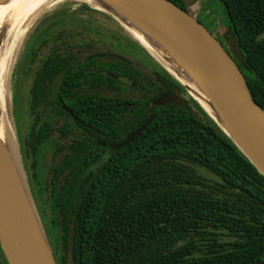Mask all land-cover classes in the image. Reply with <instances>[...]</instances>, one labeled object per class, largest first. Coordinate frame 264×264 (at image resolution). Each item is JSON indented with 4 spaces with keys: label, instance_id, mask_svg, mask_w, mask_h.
Listing matches in <instances>:
<instances>
[{
    "label": "trees",
    "instance_id": "trees-1",
    "mask_svg": "<svg viewBox=\"0 0 264 264\" xmlns=\"http://www.w3.org/2000/svg\"><path fill=\"white\" fill-rule=\"evenodd\" d=\"M170 1L186 10L184 0ZM219 2L245 59L239 66L264 109V0ZM93 10L89 8L104 15ZM72 16L62 8L42 25L47 31L41 34V45L52 41L54 29L64 28L35 73L30 90L34 115L52 107L46 81H54L60 72L53 59L71 42L63 41V35ZM79 23L74 26L93 32L89 19ZM96 32L100 42L106 41L103 32ZM72 39L86 43L87 37ZM109 39L119 52L128 49L118 38L119 44ZM36 53L35 44L26 51L27 72ZM156 76L168 91L182 94L185 105L156 110L142 133L120 149H94L83 123L122 141L152 116H75L72 141L66 138L70 126L56 128L54 117L32 116L26 146L36 173L29 185L58 264H264V176L203 108L187 98L184 86L162 67ZM91 113L101 111L92 108ZM48 152L46 180L37 170ZM45 189L49 194L40 204L37 195L44 196ZM43 204L49 205L48 216Z\"/></svg>",
    "mask_w": 264,
    "mask_h": 264
},
{
    "label": "water",
    "instance_id": "water-1",
    "mask_svg": "<svg viewBox=\"0 0 264 264\" xmlns=\"http://www.w3.org/2000/svg\"><path fill=\"white\" fill-rule=\"evenodd\" d=\"M89 1L91 2H82L113 18L126 30L134 28L141 32L152 46L166 55L169 62L165 61L169 65L174 64L191 83L199 87L210 99L214 114L208 112L193 96L189 86L180 83L169 72L155 52L131 35L158 64L184 86L190 97L264 176V109L255 101L247 78L239 66L245 64V59L238 39L231 32L224 35L227 44L225 47L217 34H212L194 15L170 0ZM9 2L10 0H0V5ZM217 2L220 4L219 0ZM184 3L187 8H194L197 4L190 3L189 0H184ZM199 3L197 6H200ZM10 78V116L11 122L13 119V131L14 91ZM185 101L183 96L168 93L162 95L156 103L163 108L167 104L185 105ZM154 116L142 127L131 132L123 142H102L96 148L116 150L127 146L142 133ZM16 147L18 159L9 144L0 137L2 251L8 264H58L33 198L17 143Z\"/></svg>",
    "mask_w": 264,
    "mask_h": 264
},
{
    "label": "flooded vegetation",
    "instance_id": "flooded-vegetation-1",
    "mask_svg": "<svg viewBox=\"0 0 264 264\" xmlns=\"http://www.w3.org/2000/svg\"><path fill=\"white\" fill-rule=\"evenodd\" d=\"M216 36L227 47L225 37L219 33ZM111 37L119 44L118 37L128 49L119 52L112 46L109 51L98 52L93 49L95 43V46L89 42L76 45L70 36L68 48L57 50L54 55V67L60 72L55 74L54 81H46L52 107L45 113L41 110L38 115L30 111L28 116H52L56 128L70 126L71 131L66 138L72 141L74 124L78 122L75 116H112L113 113L114 116H154L156 110L163 111L171 105L161 108L156 103L162 95L171 93L182 96L178 92L168 91L160 82L156 76V70L160 67L144 48L138 47L135 41L126 36L116 34V37ZM92 108H98L101 113H91ZM89 125L83 123L89 135L87 141L94 149H98L96 146L102 142L118 144L126 139L118 141L114 137L108 138L100 131H93ZM54 133L55 136L59 134L58 131ZM60 141L65 143L64 139ZM59 149L62 154L64 147ZM0 264H8L1 246Z\"/></svg>",
    "mask_w": 264,
    "mask_h": 264
},
{
    "label": "rangeland",
    "instance_id": "rangeland-1",
    "mask_svg": "<svg viewBox=\"0 0 264 264\" xmlns=\"http://www.w3.org/2000/svg\"><path fill=\"white\" fill-rule=\"evenodd\" d=\"M198 1L199 0H189L190 3L192 2L197 3ZM199 4L200 6H197L198 4H195L194 8L186 7V10L190 14L194 15L200 21V23H202L212 34L219 33V35H223L224 37V35L229 32V29H227L226 26L223 9L220 6V4L217 2V0H201ZM62 8H67L68 10L71 11L72 14L74 13L73 16L69 18L67 21V26L65 27L67 33L63 35L64 37L63 41H67L68 39H70V36L72 37L83 34L87 37V39L85 40L86 42L90 43V41H92L93 43H95L96 48L93 47V49L95 51L97 50L98 52L109 51L110 50L109 48L113 46L112 43H114L109 38H111V36L116 37V34L120 36H126L131 40L137 42L131 36V34L123 26L118 24V22H116L113 18L101 15L100 13L92 14L89 11V8L97 10L93 6H89L87 3L79 0H65L59 2L50 11H47L40 18H38L34 22L32 28L30 29L26 37L23 36L24 34L19 36V38L17 37L15 42H13V47H10L9 42H6L5 46L4 43L0 46V49H3L4 51L3 53V60H5L4 73L5 72L8 73L7 71L9 69H11L10 70L11 73L12 72L11 66L13 64V72L10 74L11 75L10 84L13 85L12 91H14V96H15V102H14L15 125L13 124V131H14V138L16 139V143L20 151V155H22V161L25 165L24 167L26 170V176L28 178V181L29 179L33 178L34 173H36L35 171H33L31 167V165L34 162L31 149H29V147L26 146V139L31 135L30 127L33 123L32 116H28L30 112V100H31L30 90L33 84V79L36 71L41 67L43 60L46 59L47 56L51 54L52 50H54L57 43L55 39L59 38L60 32H62L64 28L63 26L54 29L53 33L56 34H54L52 41L47 42L45 45H41L43 39V35L41 34L47 31L46 26L43 27L42 25L47 23L49 20H51L54 17V14L60 11ZM85 18L87 20L89 19L90 23L92 24L93 32L90 31L91 29H86V27H83L82 25H78V27L74 26L80 24L79 22H81L82 19ZM37 30L40 31L36 33ZM96 30L103 32L102 34V36H104L103 38L106 41H109L110 43L106 41L100 42L99 41L100 35L97 34ZM99 43H101L102 45H100ZM33 44H35L37 53L35 55L33 63L28 65L30 67V71L27 72L28 62L25 60L26 51ZM79 44L81 43L78 40L76 42V45ZM114 49L117 50L115 47ZM116 53L120 54L119 52ZM22 60L23 63L20 65V67H18L19 62H21ZM158 65L162 67L160 64ZM13 74H15V77H13ZM187 98H190L189 94H187ZM201 103H204V101L202 100ZM50 157H51V152L46 153L45 161L40 164V167L37 170L38 173L41 172L44 173L46 180L49 179L50 177L49 174L50 173L49 168L51 167ZM35 191H36V187H35ZM48 194L49 192L47 191V189H45L44 196H41L39 194L37 195L40 204L42 198L47 199ZM41 207L44 209V212L48 216L50 212L49 205L43 204L41 205Z\"/></svg>",
    "mask_w": 264,
    "mask_h": 264
},
{
    "label": "bare ground",
    "instance_id": "bare-ground-1",
    "mask_svg": "<svg viewBox=\"0 0 264 264\" xmlns=\"http://www.w3.org/2000/svg\"><path fill=\"white\" fill-rule=\"evenodd\" d=\"M62 1L65 0H10L8 4L0 5V46L3 43L5 46L6 42H9L10 47H13V42H15L17 37L19 38V36H21L22 34H24L23 36H26V34L30 31L34 22L38 18H40L47 11L51 10L57 3ZM81 1L91 2L89 0ZM63 16H65V14ZM127 30L136 40L142 43L146 48H148L152 52H155L157 54L158 59L162 62V64H164L165 67H167L169 72L173 76H175L180 83L184 84L185 86H189L191 92L193 93V96L200 103L203 100L204 103L201 104H204L203 106L208 110V112L214 114L208 96L198 86H196L194 83H191L184 75V73L180 69H178L174 64L170 63V66L165 61H168V59L161 50L156 49L154 46H152L148 42L146 37L137 29L128 28ZM3 53V49H0V137L9 144L10 148L12 149V152L18 159L16 141L12 131V122L10 116L11 100L9 92V78L11 74V69L7 71L8 73H4L5 60H3ZM11 67L13 69V64Z\"/></svg>",
    "mask_w": 264,
    "mask_h": 264
}]
</instances>
